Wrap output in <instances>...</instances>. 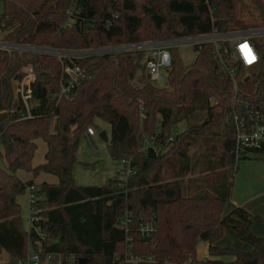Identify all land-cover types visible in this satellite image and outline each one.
Returning a JSON list of instances; mask_svg holds the SVG:
<instances>
[{
    "label": "trees",
    "instance_id": "16d2710c",
    "mask_svg": "<svg viewBox=\"0 0 264 264\" xmlns=\"http://www.w3.org/2000/svg\"><path fill=\"white\" fill-rule=\"evenodd\" d=\"M237 2L4 0L0 36L12 43L82 50L246 29L250 26L237 15ZM255 2L264 15V2ZM255 41L264 58V36ZM196 51L195 61L182 66L172 47L168 86L160 87L148 78L144 50L60 59L0 49V145L21 167L28 166L34 147L26 138L30 126L20 120L25 108L16 81L32 65L31 112L45 120L41 132L53 136L49 161L34 172L59 177L57 184H39L42 218L28 231L16 201L25 184H10L0 173V256H24L31 241L42 256L61 253L62 264H79V258H86V264H264V235L252 230L253 221L264 223V217L243 206L225 213L232 186L215 173L217 162L221 172L234 164L232 82L212 44ZM63 62L78 64L83 73L58 98L62 85L69 84ZM52 119L54 135L48 128ZM97 119L111 125L110 156L130 160L133 172L125 181L78 185L73 167L80 139L88 126L100 131ZM215 142L221 150L217 156L211 153ZM197 144L204 152L193 157L190 149ZM196 157H209L212 163L204 164L199 183H185ZM125 216L126 229L120 225ZM142 222L153 223L149 235L141 234ZM226 233L251 248L221 245ZM200 241L208 243L205 259L197 255Z\"/></svg>",
    "mask_w": 264,
    "mask_h": 264
},
{
    "label": "built area",
    "instance_id": "2783aa9c",
    "mask_svg": "<svg viewBox=\"0 0 264 264\" xmlns=\"http://www.w3.org/2000/svg\"><path fill=\"white\" fill-rule=\"evenodd\" d=\"M70 13V11L68 12ZM1 32V29H0ZM264 36V25L254 29H238L221 32L214 29L210 33H202L194 36H184L174 39H164L140 44H123L118 46L102 47L92 50H58L57 48L32 46L23 43H12L5 41L0 36V49L11 53L14 50H28L40 53L57 55L63 57H83L87 55L102 54L117 51H128L130 48L145 50L148 58L146 60V72L151 82L163 80V72L172 66L171 48L177 45L192 46L199 50L205 43L213 46L214 55L222 66L233 86L232 124L235 133L234 145L230 151L234 158V168L243 158L264 157V58L260 54L255 38ZM94 52V53H91ZM87 53V54H86ZM83 54V55H75ZM241 69V71H239ZM24 76L16 81L17 92L21 98L25 111L20 120L32 119L35 116L31 112V100L33 98L32 83L36 75L34 67L28 65L23 68ZM63 72L68 76L69 84L62 85L58 98L69 91L71 84L78 80L83 69L78 64L63 62ZM242 83V85H241ZM244 97L241 98L240 96ZM87 134L98 133L93 126L87 127ZM127 164L123 171L125 178L133 171L130 160L121 159ZM39 184H25L28 192L29 212L27 214L28 231L35 222L41 220L43 208L39 202L43 195L39 192ZM129 218L125 216L120 221L125 229L128 227ZM153 229L152 222H142L140 231L143 236L149 235ZM42 249H36L29 242L27 252L24 256L14 258V264H62L63 257L59 252H50L42 256ZM75 260L71 256L70 263ZM134 260V259H132Z\"/></svg>",
    "mask_w": 264,
    "mask_h": 264
},
{
    "label": "rangeland",
    "instance_id": "374dc122",
    "mask_svg": "<svg viewBox=\"0 0 264 264\" xmlns=\"http://www.w3.org/2000/svg\"><path fill=\"white\" fill-rule=\"evenodd\" d=\"M264 2V0H262ZM236 11L237 15L244 19L245 22L249 23L248 28L246 29H254L261 25H264V15L261 13V9L258 7L255 0H238L236 4ZM4 13V0H0V16ZM72 12L69 14L71 15ZM2 33V30H1ZM146 42H152V41H146ZM141 42V43H146ZM129 44H140L138 43H129ZM123 45V44H121ZM116 46V45H114ZM118 46V45H117ZM105 47V46H104ZM110 47V46H106ZM102 48V47H100ZM97 48H90V49H82V50H76V51H84V50H92ZM131 50H141V49H135L130 48ZM128 50V51H129ZM177 51L180 56L182 66H186L189 64H192L196 57H197V51L192 46H183V45H177ZM145 56H146V51ZM94 53V52H91ZM87 54V53H86ZM77 56L83 55V54H75ZM163 80L153 82L155 85L160 87H167V73L163 72ZM195 115V114H194ZM43 119H34L31 122H42ZM54 120V119H53ZM24 122V121H23ZM25 124V123H24ZM52 124L53 121H49L48 128L49 130H52ZM98 129L99 130H106L108 137H110L111 134V125L108 122H105L101 119H97ZM27 125V124H26ZM54 131V130H53ZM97 131V128H96ZM55 134V133H51ZM53 137V136H51ZM221 139H219L220 141ZM222 143V142H221ZM215 149L213 148L211 153L215 156L220 155L221 150L218 149V144L215 142ZM203 146V145H201ZM199 146V144L195 145L190 149V154L194 156H201L204 152V147ZM1 150V146H0ZM41 154V151H38L36 159L39 158V155ZM214 158V156H213ZM260 159H264V157H250V158H243L239 161L238 167L240 166L241 169V163L246 162V171L245 168L242 166L241 173L242 175L239 176V174H236L235 178L233 173L234 164L233 167H228L225 171L221 172V166L220 162L216 163V174H222V178L229 183V187L232 186L234 188V193L236 195H241L242 197H245L246 199H250L253 194H257L254 201L251 202L250 206L253 209V212H256L255 215H259L261 213L260 209L264 208V195L262 193L264 192V165L260 164L258 161ZM209 163V165L212 163L209 157H196L195 158V167L194 170H192L190 173L186 174L185 176V183H189V181L192 183H199L200 179L204 172H202V168L204 167V164ZM215 165V164H214ZM127 169V164H124L120 160L113 159L108 150V142L103 140L98 136V133H96L93 136H88L86 133L81 137L79 148L77 151V161L74 164L73 167V173L75 177V183L78 185H97L102 186L109 182L110 179L113 178H122L123 181L126 180L125 174L123 173L124 170ZM240 172V170H239ZM238 172V173H239ZM22 176H26V174H22ZM233 180H235V183L233 185ZM18 205L21 208V218L23 220V224L26 227L27 224V214L29 212V198H28V192L25 190L23 193L18 195ZM262 216V215H261ZM264 217V216H263ZM254 231L258 234H264V223H259L256 221L254 224ZM222 242L229 243L231 242L232 246H235L240 249H250L251 246L243 242L242 246L241 243L233 237L231 234L226 233L224 238L222 239ZM222 244V243H221ZM223 245V244H222ZM13 262L14 258H12L7 252H2L0 256V263H7V262Z\"/></svg>",
    "mask_w": 264,
    "mask_h": 264
},
{
    "label": "crops",
    "instance_id": "0c3cea01",
    "mask_svg": "<svg viewBox=\"0 0 264 264\" xmlns=\"http://www.w3.org/2000/svg\"><path fill=\"white\" fill-rule=\"evenodd\" d=\"M42 119V117H36L34 119ZM28 120L25 119L24 123H27L28 126H30V129H28V131L26 132V138H29V144L33 145L34 149L32 154L30 155V157L28 158V166L27 167H21L18 163H16L14 161V159L12 158V156L10 154H8L4 148L1 146V150H0V173H3L6 177V180L8 182H10V184H14V182H21L26 184L27 182H29L30 180L33 181V183L35 184H41L42 182H48V183H53V184H57L59 182V177L56 174H53L51 172L42 170L38 173L34 172V169L43 163H47L49 161V153H50V143L52 141V137H50V135H46L45 133L41 132V128L44 126V122L45 120L42 122H31L32 120ZM53 121L52 124V130H50L51 133H54L53 131V125L55 122V119L51 120ZM99 132V131H98ZM87 134V133H86ZM88 136H93V135H89ZM38 151H41V154L39 155V158L36 159V155L38 153ZM260 164L264 165V159H260L258 161ZM241 165L245 168V172L246 171V162H243V164L241 163ZM241 166V169H242ZM241 169L240 166L238 167V170L236 171L234 178L236 176V174L242 175L241 173ZM240 170V172H239ZM239 172V173H238ZM22 174H26V176H22ZM235 183V180H233V185ZM234 188H232V197L231 199L226 203L225 205V213L231 211L233 208H235L236 206H243L245 209H247L252 215H255V213L257 212H253V209L251 208L250 204L252 201H254V199L256 198V196H258L257 194H253L251 196V198L248 200L245 197H242L241 195H236L234 193ZM262 195H264V192L262 193ZM19 197H16V201L18 202ZM261 213L259 215L264 216V208L260 209ZM22 213V211H21ZM256 223V221H253L252 224V230L254 231V224ZM27 227V224H26ZM257 235H264V234H258L255 233ZM226 235V234H225ZM221 243L223 245H231L232 243H225L222 242ZM221 244V245H222ZM242 246V243L240 244ZM197 255L198 258L200 259H205L209 256V252H208V243L206 241H200L197 245ZM222 259L226 260V261H230L233 259L232 256H222Z\"/></svg>",
    "mask_w": 264,
    "mask_h": 264
},
{
    "label": "water",
    "instance_id": "95a60500",
    "mask_svg": "<svg viewBox=\"0 0 264 264\" xmlns=\"http://www.w3.org/2000/svg\"><path fill=\"white\" fill-rule=\"evenodd\" d=\"M58 50H62V49H58ZM98 136L102 138L103 140H105L106 142L108 141V135H107L106 130H100L98 132ZM86 263H87L86 258H79V264H86Z\"/></svg>",
    "mask_w": 264,
    "mask_h": 264
}]
</instances>
